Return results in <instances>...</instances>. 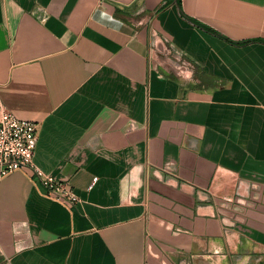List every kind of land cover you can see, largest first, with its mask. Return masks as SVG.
I'll use <instances>...</instances> for the list:
<instances>
[{
	"label": "crops",
	"instance_id": "1",
	"mask_svg": "<svg viewBox=\"0 0 264 264\" xmlns=\"http://www.w3.org/2000/svg\"><path fill=\"white\" fill-rule=\"evenodd\" d=\"M180 3L0 0V99L77 196L2 178L0 264H264V0Z\"/></svg>",
	"mask_w": 264,
	"mask_h": 264
},
{
	"label": "built area",
	"instance_id": "2",
	"mask_svg": "<svg viewBox=\"0 0 264 264\" xmlns=\"http://www.w3.org/2000/svg\"><path fill=\"white\" fill-rule=\"evenodd\" d=\"M38 134V122L17 117L0 99V180L12 172L29 170L46 196L75 203L77 196L68 180L49 175L35 165Z\"/></svg>",
	"mask_w": 264,
	"mask_h": 264
},
{
	"label": "trees",
	"instance_id": "3",
	"mask_svg": "<svg viewBox=\"0 0 264 264\" xmlns=\"http://www.w3.org/2000/svg\"><path fill=\"white\" fill-rule=\"evenodd\" d=\"M180 1H181V0H176V3H177L178 6H179V10H180L181 14H182L183 16H185V15L183 14L182 10H181V3H180ZM195 23H196L198 26H200V27H202V28H204V29H206V30H208V31H211V32L215 33L214 31L208 29L207 27L201 25L200 23H198V22H195Z\"/></svg>",
	"mask_w": 264,
	"mask_h": 264
}]
</instances>
